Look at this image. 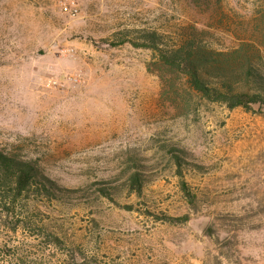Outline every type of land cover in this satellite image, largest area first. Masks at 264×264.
<instances>
[{
	"label": "rangeland",
	"instance_id": "1",
	"mask_svg": "<svg viewBox=\"0 0 264 264\" xmlns=\"http://www.w3.org/2000/svg\"><path fill=\"white\" fill-rule=\"evenodd\" d=\"M154 32L264 94V0H0V151L51 182L0 211V264H264V106L202 98Z\"/></svg>",
	"mask_w": 264,
	"mask_h": 264
},
{
	"label": "trees",
	"instance_id": "2",
	"mask_svg": "<svg viewBox=\"0 0 264 264\" xmlns=\"http://www.w3.org/2000/svg\"><path fill=\"white\" fill-rule=\"evenodd\" d=\"M132 45L138 47V44L132 43ZM141 47L152 50L163 67L175 72H184L189 88L210 102L222 103L230 109L241 107L246 111H250L254 105L264 106L263 93L236 92L225 81L216 82V84L208 82L205 73L209 69H219L221 58L225 56L222 53L209 50L206 46H196L184 36L168 42L165 41L164 36L156 32L152 33L148 43L142 44ZM205 54L210 55L211 58L203 60ZM262 81L264 82V79ZM138 182L137 176H133L131 184L132 191L135 193L141 192ZM47 183L51 184L46 177L38 173L35 167L0 151V211L6 218L15 220L18 225L28 227L27 225L32 222H30L25 202L32 193L40 195L51 193L46 186ZM182 191L189 201H192L193 196L184 182ZM26 218L29 222L25 220ZM187 219L185 216L174 221L183 223ZM37 235L42 234L37 233Z\"/></svg>",
	"mask_w": 264,
	"mask_h": 264
},
{
	"label": "built area",
	"instance_id": "3",
	"mask_svg": "<svg viewBox=\"0 0 264 264\" xmlns=\"http://www.w3.org/2000/svg\"><path fill=\"white\" fill-rule=\"evenodd\" d=\"M64 12H68L69 13V15H71V16H74L75 15V12H76V10H69V8L68 7H65L64 8Z\"/></svg>",
	"mask_w": 264,
	"mask_h": 264
}]
</instances>
